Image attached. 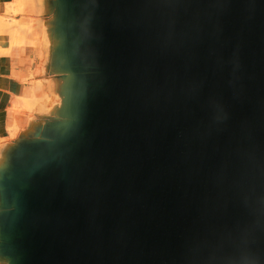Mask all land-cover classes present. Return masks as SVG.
I'll use <instances>...</instances> for the list:
<instances>
[{
    "label": "water",
    "instance_id": "obj_1",
    "mask_svg": "<svg viewBox=\"0 0 264 264\" xmlns=\"http://www.w3.org/2000/svg\"><path fill=\"white\" fill-rule=\"evenodd\" d=\"M56 111L0 161V264H264V0H45Z\"/></svg>",
    "mask_w": 264,
    "mask_h": 264
},
{
    "label": "crops",
    "instance_id": "obj_2",
    "mask_svg": "<svg viewBox=\"0 0 264 264\" xmlns=\"http://www.w3.org/2000/svg\"><path fill=\"white\" fill-rule=\"evenodd\" d=\"M15 1L0 0V19H7L5 17L8 4H15L18 7V12L27 10L38 13L39 19L42 21L39 22V31L42 32L43 22L46 18L45 0H23L24 4L15 3ZM21 46L22 44H14L7 54H0V142H2L0 143V161L3 159L6 147L14 142L19 134L34 121L18 115L22 113L10 111L12 103L30 96L33 84H26L22 77L26 76L29 65V68H34L39 64V58L33 53L34 49ZM6 48H8V42L0 36V50ZM13 48L19 49L12 51ZM12 127L18 128V136L6 140L9 138V129Z\"/></svg>",
    "mask_w": 264,
    "mask_h": 264
},
{
    "label": "rangeland",
    "instance_id": "obj_3",
    "mask_svg": "<svg viewBox=\"0 0 264 264\" xmlns=\"http://www.w3.org/2000/svg\"><path fill=\"white\" fill-rule=\"evenodd\" d=\"M18 2L24 4L23 0L15 1V3ZM5 18L7 19H0V36L7 40L8 48L0 50V54H7L10 47L14 44H22L21 47L34 49L33 53L39 58V64L35 65L34 68H29V65L26 76L22 77V79L26 84H33L32 88L42 84L39 92L48 93L49 97H51L50 100L46 101L45 106L49 112L53 114L60 105L59 95L56 93L55 89L54 91L48 90L47 83L52 77V75L49 74L48 65L52 60L54 36H52V33L49 31L50 29L44 22L42 32L39 31V22L41 20L39 19L38 13L27 10L18 12V7H16L15 4H8ZM17 49L19 48H13L12 51ZM18 109V112L22 113L18 114L19 116L25 117L26 119H33V122L41 121L42 116H39V108L35 107L31 113L26 112V98L19 99L12 103L10 111L13 112ZM17 131L18 128H10L9 136L15 135ZM6 140H9V138Z\"/></svg>",
    "mask_w": 264,
    "mask_h": 264
},
{
    "label": "bare ground",
    "instance_id": "obj_4",
    "mask_svg": "<svg viewBox=\"0 0 264 264\" xmlns=\"http://www.w3.org/2000/svg\"><path fill=\"white\" fill-rule=\"evenodd\" d=\"M56 43V38H53V44ZM49 71V70H48ZM48 90H53L55 89V78L51 77L48 81ZM41 85H38L34 88H32L30 96L26 97V112L31 113L35 107L39 108V116L42 117H48L52 115L49 110L46 108L45 103L46 101L50 100L51 97H49L48 93H40ZM60 99V98H59ZM58 99V100H59ZM18 110L13 111L14 113H19ZM18 136V131L15 133L13 136H9V139L16 138ZM4 140V139H3Z\"/></svg>",
    "mask_w": 264,
    "mask_h": 264
}]
</instances>
